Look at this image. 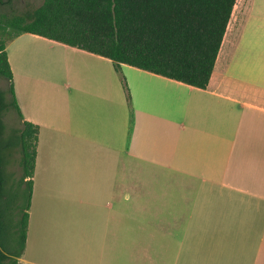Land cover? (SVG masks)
I'll use <instances>...</instances> for the list:
<instances>
[{
  "label": "crops",
  "instance_id": "0c3cea01",
  "mask_svg": "<svg viewBox=\"0 0 264 264\" xmlns=\"http://www.w3.org/2000/svg\"><path fill=\"white\" fill-rule=\"evenodd\" d=\"M5 50L39 127L19 264H264V0H236L206 89L29 33Z\"/></svg>",
  "mask_w": 264,
  "mask_h": 264
},
{
  "label": "trees",
  "instance_id": "16d2710c",
  "mask_svg": "<svg viewBox=\"0 0 264 264\" xmlns=\"http://www.w3.org/2000/svg\"><path fill=\"white\" fill-rule=\"evenodd\" d=\"M14 1L0 0V78L10 95L8 101L0 89V264H19L24 251L39 132V127L24 122L14 142L5 137L4 112L12 107L21 120L6 45L29 33L106 58L118 74L124 64L206 89L236 2L43 0L39 7L17 13ZM121 83L129 101L123 76ZM9 150L19 153L21 173L16 179L10 174L6 188L3 165ZM21 194L25 205L16 224Z\"/></svg>",
  "mask_w": 264,
  "mask_h": 264
},
{
  "label": "rangeland",
  "instance_id": "374dc122",
  "mask_svg": "<svg viewBox=\"0 0 264 264\" xmlns=\"http://www.w3.org/2000/svg\"><path fill=\"white\" fill-rule=\"evenodd\" d=\"M42 1L43 0H15L13 3V7L15 9V12L21 13L26 10H32L39 7L42 4ZM0 89L5 92L7 100L10 101V95L7 92V82L2 78H0ZM3 123L5 126V137L7 138V142H14L15 133L20 132L23 129V125L20 122L16 111L12 107H9L4 112ZM19 157L20 155L17 152V150H12V152L9 150L5 152L3 169L6 180V188H8L10 185V181L8 179L10 174H12L15 179L20 176L21 171L18 166ZM24 205H25V194L23 195L21 194L17 199L16 219H14V223L16 224H18L19 221L18 218L21 215L20 209H23Z\"/></svg>",
  "mask_w": 264,
  "mask_h": 264
}]
</instances>
